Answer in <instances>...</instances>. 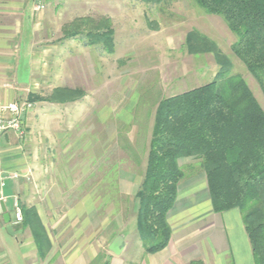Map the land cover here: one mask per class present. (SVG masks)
<instances>
[{"label": "rangeland", "instance_id": "1", "mask_svg": "<svg viewBox=\"0 0 264 264\" xmlns=\"http://www.w3.org/2000/svg\"><path fill=\"white\" fill-rule=\"evenodd\" d=\"M31 4L28 17L33 30L17 32L25 37L12 43L10 55L20 64L22 79L28 62L33 78L25 85L10 84L13 93L9 92L7 102L0 98L1 104H33L23 119L24 136H15L19 154H46L47 149L51 154H77L74 163L81 169L89 158H97L96 169L126 162L132 174L128 179L140 184L159 103L216 81L222 70L219 56L231 61V74L247 81L264 109L260 85L232 52L237 37L221 17L206 13L195 0H34ZM107 27L113 32V52L105 48L110 45L90 37V32L106 34ZM72 32L77 35L67 36ZM195 33L198 37L191 40ZM61 89L81 91L82 96L55 95ZM62 98L69 100H53ZM106 154L111 155L107 162ZM181 168L184 184L204 178L199 160L190 159ZM107 181H111L112 206H118V197L125 202L126 233H136L130 196H119L114 177ZM103 189L98 195H104Z\"/></svg>", "mask_w": 264, "mask_h": 264}, {"label": "crops", "instance_id": "2", "mask_svg": "<svg viewBox=\"0 0 264 264\" xmlns=\"http://www.w3.org/2000/svg\"><path fill=\"white\" fill-rule=\"evenodd\" d=\"M33 1L0 0V98L4 103L12 92L10 84L25 85L33 78L31 64L25 66L27 75L22 79L20 64L10 55L12 43L25 37L17 32L33 30L28 17ZM15 140L12 133L0 139V264H94L101 253L110 258V264H255L240 211L213 212L204 171L201 182L194 179L179 186L177 203L168 217L173 232L168 248L147 255L138 231L126 233L125 202L118 197V206H112L109 177L115 178L119 196H130L131 211L137 217L134 198L141 183L128 179L132 174L126 162L96 169L97 158H89L81 169L74 163L77 154L57 150L51 154L48 149L46 154H19ZM106 155L105 162L111 158ZM184 161L189 160L181 161V167ZM102 188L109 192L100 196ZM15 198L23 212L34 211L24 214L27 219L20 226L12 223ZM2 202L11 216L9 224L3 219ZM119 236L124 238L123 251L116 256L110 246Z\"/></svg>", "mask_w": 264, "mask_h": 264}, {"label": "trees", "instance_id": "3", "mask_svg": "<svg viewBox=\"0 0 264 264\" xmlns=\"http://www.w3.org/2000/svg\"><path fill=\"white\" fill-rule=\"evenodd\" d=\"M195 1L225 21L237 37L233 54L264 93V0ZM106 30V34L90 32V37L110 45L105 48L113 52V32ZM218 63L222 70L216 81L166 98L157 107L145 175L134 198L137 229L147 255L168 248L173 235L168 217L185 179L180 162L199 160L213 212L240 211L254 262L264 264V109L247 81L231 74V61L219 56ZM56 93L82 96L81 91ZM28 213L34 211H24ZM94 264H110V258L100 254Z\"/></svg>", "mask_w": 264, "mask_h": 264}, {"label": "built area", "instance_id": "4", "mask_svg": "<svg viewBox=\"0 0 264 264\" xmlns=\"http://www.w3.org/2000/svg\"><path fill=\"white\" fill-rule=\"evenodd\" d=\"M33 109L31 103L12 102L1 104L0 102V139L7 134H14L17 137L24 136L23 119L25 114ZM12 223L14 226H19L24 223V215L18 198L14 200V211Z\"/></svg>", "mask_w": 264, "mask_h": 264}, {"label": "water", "instance_id": "5", "mask_svg": "<svg viewBox=\"0 0 264 264\" xmlns=\"http://www.w3.org/2000/svg\"><path fill=\"white\" fill-rule=\"evenodd\" d=\"M1 206H2V211H3V219L5 223L9 224L11 222V216L3 202L1 203ZM123 244H124L123 236L117 237L112 243V245L110 246L111 252L116 256L121 255L123 251Z\"/></svg>", "mask_w": 264, "mask_h": 264}]
</instances>
